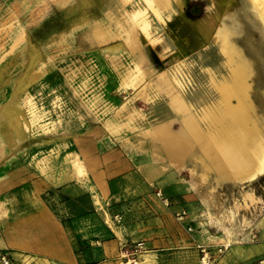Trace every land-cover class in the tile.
Returning <instances> with one entry per match:
<instances>
[{
  "label": "rangeland",
  "instance_id": "obj_1",
  "mask_svg": "<svg viewBox=\"0 0 264 264\" xmlns=\"http://www.w3.org/2000/svg\"><path fill=\"white\" fill-rule=\"evenodd\" d=\"M172 8L159 19L145 0H0L2 234L17 227V201L3 203L17 195V161L26 181L41 183L30 174L39 158H59L68 136L102 126L131 102L126 121L111 126L119 152L128 163L163 168L176 192L152 183L139 198L128 190L116 198L114 180L93 200L44 187L39 198L54 221L72 228L75 264H202L203 250L216 264L264 258V174H217L189 140L188 121L217 99L209 75L229 73L211 37L228 18L219 0H172ZM139 12L146 32L133 19ZM246 34L248 42L243 33L232 39L247 56L255 50L249 95L264 123V50L257 31ZM115 66L131 69L135 82L121 87ZM33 67L44 70L35 81Z\"/></svg>",
  "mask_w": 264,
  "mask_h": 264
},
{
  "label": "crops",
  "instance_id": "obj_2",
  "mask_svg": "<svg viewBox=\"0 0 264 264\" xmlns=\"http://www.w3.org/2000/svg\"><path fill=\"white\" fill-rule=\"evenodd\" d=\"M134 42L133 40L132 43L127 44L132 51L135 50ZM134 54L136 55V52ZM20 68L21 66L17 67V70ZM43 72V69L35 70L33 67L30 78L35 81L39 73ZM113 72L123 88L135 82L132 79L131 69L126 66H115ZM131 109V102H124L116 112V115H119L109 117L105 123L101 124L102 126L89 127L88 125L84 127L89 128L85 132L68 136L71 139L68 138L61 144L67 147V150L61 152L59 158L49 153L39 158L36 165L39 169H34L35 172L30 174L40 175L41 183L34 180L26 181L27 174L19 172L21 165L17 161V195L3 201L4 205L11 204V200L15 203L17 201V227L6 231V234L0 231V250L8 251L17 264H75L77 262L73 248L72 228L54 221L53 216L39 198L44 187L58 188L69 198L78 199L88 195L93 200L96 196L101 198V193L109 190L108 184L114 180L112 195H116V198H120L126 190L133 196L131 198H139L147 192L152 183H156L162 191L170 194L176 192L175 187L171 186L172 178L164 173L163 168L152 167L148 164L149 162L128 163L119 152V143L112 137L111 128L120 122L123 124ZM21 139L17 141L18 154L24 151L20 146ZM4 168L5 165L0 167V173ZM95 210L97 211V208ZM93 243L96 245L98 240H94ZM108 245L117 247V241H109Z\"/></svg>",
  "mask_w": 264,
  "mask_h": 264
},
{
  "label": "bare ground",
  "instance_id": "obj_3",
  "mask_svg": "<svg viewBox=\"0 0 264 264\" xmlns=\"http://www.w3.org/2000/svg\"><path fill=\"white\" fill-rule=\"evenodd\" d=\"M145 1L159 19H163L164 14L169 17L173 11L172 0ZM219 5L228 23H219L211 37L213 43L218 45L222 64L227 65L229 73L219 80L213 74L209 75L217 99L210 101L197 113V120L188 121L189 140L197 147H204L203 155L211 166L214 165L217 174L228 173L236 178L246 177L253 181L264 174V123L255 113L248 83L253 73L255 58H252V53L255 50L250 49L247 56L232 37L243 33L248 42L246 30H255L259 33L264 50V7L257 0H219ZM143 15L142 12L136 13L133 19L139 30L146 32L148 23Z\"/></svg>",
  "mask_w": 264,
  "mask_h": 264
},
{
  "label": "built area",
  "instance_id": "obj_4",
  "mask_svg": "<svg viewBox=\"0 0 264 264\" xmlns=\"http://www.w3.org/2000/svg\"><path fill=\"white\" fill-rule=\"evenodd\" d=\"M167 204V200L164 201ZM204 253L202 257V264H216L215 260L208 256L205 250L202 251ZM0 264H17L8 251L0 250ZM257 264H264V258L260 259Z\"/></svg>",
  "mask_w": 264,
  "mask_h": 264
}]
</instances>
